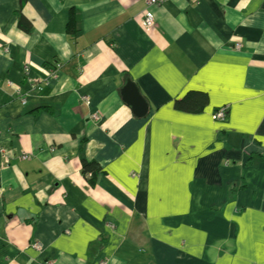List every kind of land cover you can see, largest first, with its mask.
I'll use <instances>...</instances> for the list:
<instances>
[{
	"label": "crops",
	"instance_id": "0c3cea01",
	"mask_svg": "<svg viewBox=\"0 0 264 264\" xmlns=\"http://www.w3.org/2000/svg\"><path fill=\"white\" fill-rule=\"evenodd\" d=\"M145 7L0 0V264H264V0Z\"/></svg>",
	"mask_w": 264,
	"mask_h": 264
},
{
	"label": "trees",
	"instance_id": "16d2710c",
	"mask_svg": "<svg viewBox=\"0 0 264 264\" xmlns=\"http://www.w3.org/2000/svg\"><path fill=\"white\" fill-rule=\"evenodd\" d=\"M18 27L22 31H25V32L30 31L29 24L22 18H20L18 21ZM68 32L72 33L70 25L68 27ZM207 101H208V98L203 93L195 92L191 95L189 93V95L185 97L184 99L180 101H176L175 107L184 112L200 113L202 109L205 107ZM40 111L48 112V107L45 105H41L35 108L30 113L36 114ZM81 163H82V168H81L82 174L86 176L88 179V182L92 184L97 174L101 171L99 166L95 162H87L85 160H82Z\"/></svg>",
	"mask_w": 264,
	"mask_h": 264
},
{
	"label": "built area",
	"instance_id": "2783aa9c",
	"mask_svg": "<svg viewBox=\"0 0 264 264\" xmlns=\"http://www.w3.org/2000/svg\"><path fill=\"white\" fill-rule=\"evenodd\" d=\"M168 0H146V7H145V13L143 15L142 21H141V28L145 32H150L155 27V19L153 17V14L150 11L151 7L161 6L163 3L167 2ZM236 48L238 45L235 46ZM59 67V64H55V67L53 69V72H51V75L55 73V70ZM55 75V74H54ZM21 102H25V98L21 97ZM226 107H221L215 110L212 114V118L215 121H224L226 117ZM93 119H95V116H92ZM0 156L4 164L8 163V159L6 157V153L4 150L0 149ZM32 247L36 250H40L41 245L38 243L32 244ZM44 264H53L52 261H45Z\"/></svg>",
	"mask_w": 264,
	"mask_h": 264
},
{
	"label": "water",
	"instance_id": "95a60500",
	"mask_svg": "<svg viewBox=\"0 0 264 264\" xmlns=\"http://www.w3.org/2000/svg\"><path fill=\"white\" fill-rule=\"evenodd\" d=\"M121 95L123 102L130 106L134 116L144 117L148 113V106L145 100L139 94L135 84L130 80L123 86Z\"/></svg>",
	"mask_w": 264,
	"mask_h": 264
}]
</instances>
